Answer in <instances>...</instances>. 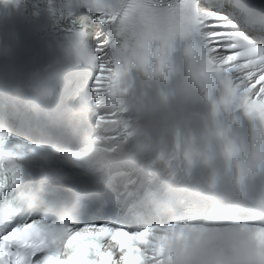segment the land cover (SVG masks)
<instances>
[{
	"label": "clouds",
	"instance_id": "9594fccd",
	"mask_svg": "<svg viewBox=\"0 0 264 264\" xmlns=\"http://www.w3.org/2000/svg\"><path fill=\"white\" fill-rule=\"evenodd\" d=\"M29 6L34 19L85 10L100 28L0 91V139L25 146L0 159V264H59L101 229L114 264L118 233L148 241L146 264H264V55L226 66L196 0H0ZM105 189L116 206L93 207Z\"/></svg>",
	"mask_w": 264,
	"mask_h": 264
},
{
	"label": "snow or ice",
	"instance_id": "6c2138e0",
	"mask_svg": "<svg viewBox=\"0 0 264 264\" xmlns=\"http://www.w3.org/2000/svg\"><path fill=\"white\" fill-rule=\"evenodd\" d=\"M221 2L224 4L223 11L235 12L238 16H242V13L233 7V4L240 3L242 0H221ZM196 4L198 18L202 22V40L206 48L212 50L213 54L219 56L222 61L227 62L226 66L242 63L250 51L253 57L264 55V43H256L252 40L241 42L244 37L243 32L208 31L209 28L228 29L235 28L236 25L233 21L228 20L221 11H212L210 8L204 7V0H196ZM24 148L25 146L22 144L9 145L6 139H0V159L21 155ZM84 224L99 227L102 222L84 221ZM261 231H264V229ZM104 235H107V233L101 229L100 233H91L79 239L73 237L69 242L74 248L72 255L68 260L60 261L59 264H73L74 261L79 262V264H114L112 253L104 252L101 249V241ZM112 239L119 244L123 253L121 257L122 264H146L148 257L140 245L147 244V240L119 233L114 235ZM5 255H7V249L3 244H0V257ZM52 259L56 260V258Z\"/></svg>",
	"mask_w": 264,
	"mask_h": 264
}]
</instances>
